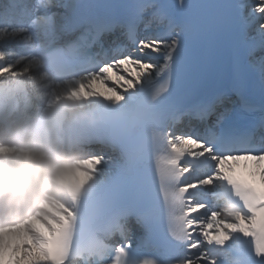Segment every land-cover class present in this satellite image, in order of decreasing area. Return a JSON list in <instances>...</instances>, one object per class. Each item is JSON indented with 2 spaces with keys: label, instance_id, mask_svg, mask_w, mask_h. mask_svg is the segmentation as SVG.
I'll return each mask as SVG.
<instances>
[{
  "label": "snow or ice",
  "instance_id": "snow-or-ice-1",
  "mask_svg": "<svg viewBox=\"0 0 264 264\" xmlns=\"http://www.w3.org/2000/svg\"><path fill=\"white\" fill-rule=\"evenodd\" d=\"M224 38L259 72L258 116L180 87ZM0 41V122L42 112L48 145L0 142V191L40 194L0 222V264H264V0H9Z\"/></svg>",
  "mask_w": 264,
  "mask_h": 264
},
{
  "label": "clouds",
  "instance_id": "clouds-1",
  "mask_svg": "<svg viewBox=\"0 0 264 264\" xmlns=\"http://www.w3.org/2000/svg\"><path fill=\"white\" fill-rule=\"evenodd\" d=\"M46 86H41L40 92L47 91ZM46 107V104L41 105V109ZM42 112L37 113L35 110L29 113L17 117V123L14 129L9 128L3 122H0V142L3 143H15L22 147H36L41 151H47L48 145L43 138L36 139L34 137V130L39 120V116ZM40 194L37 193L35 197L27 198L26 200L13 202L10 201L2 191H0V222L9 220L17 216L23 211H26L32 203L35 202V198H38Z\"/></svg>",
  "mask_w": 264,
  "mask_h": 264
},
{
  "label": "bare ground",
  "instance_id": "bare-ground-1",
  "mask_svg": "<svg viewBox=\"0 0 264 264\" xmlns=\"http://www.w3.org/2000/svg\"><path fill=\"white\" fill-rule=\"evenodd\" d=\"M32 2H33V0H32ZM35 2H36V0H35ZM253 2H255V0H253ZM50 8H51V12H57L58 14H62L64 12L63 9H57V8L51 7V6H50ZM109 86L115 87V85H112L111 82H109ZM118 91H120V89Z\"/></svg>",
  "mask_w": 264,
  "mask_h": 264
}]
</instances>
